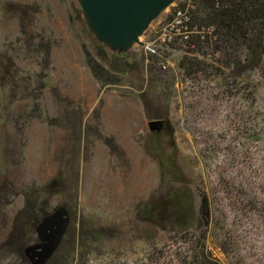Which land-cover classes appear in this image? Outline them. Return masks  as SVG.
I'll use <instances>...</instances> for the list:
<instances>
[{
  "label": "rangeland",
  "instance_id": "374dc122",
  "mask_svg": "<svg viewBox=\"0 0 264 264\" xmlns=\"http://www.w3.org/2000/svg\"><path fill=\"white\" fill-rule=\"evenodd\" d=\"M180 1L119 49L98 38L79 0H0V264H183L201 240L222 264H264L260 74L233 73L231 95L217 75H182L183 51L159 38ZM151 44L174 82L150 87ZM84 46L120 82L97 80ZM165 116L173 141L148 128ZM174 190L191 202L187 232L166 207ZM26 205L19 221L30 230L62 209L46 258H23L9 239Z\"/></svg>",
  "mask_w": 264,
  "mask_h": 264
},
{
  "label": "trees",
  "instance_id": "16d2710c",
  "mask_svg": "<svg viewBox=\"0 0 264 264\" xmlns=\"http://www.w3.org/2000/svg\"><path fill=\"white\" fill-rule=\"evenodd\" d=\"M177 9L182 10L189 17V20H183L181 25L182 30L189 32L188 38L180 45H172V48L183 51L177 63L182 75L191 77H196L198 74L217 75L224 82L227 93L231 95L235 83L232 79L233 73L238 71L239 74H243L254 69L260 74L264 88V0H181L178 5L172 7L173 13L171 12L167 17L168 20ZM84 52L86 64L97 80L104 84L120 82V77L114 76L85 46ZM158 54L149 56L150 87H154L157 82L162 83V79L174 82V76L162 69L165 53L162 52L161 56ZM225 70L231 74L226 73ZM164 120L161 131L173 141V131L169 127V120L167 117ZM166 199V204L168 203L166 207L173 212L174 216L171 222L177 229L187 232L192 223V216L188 213L187 206H191V202L187 204L189 198L186 193L183 190H174ZM147 204L144 209L151 210L157 206L155 201L154 204L153 201L150 205ZM65 209L68 210V208ZM26 211L27 205L15 215L14 226L9 234V239L16 241L23 258L27 253V247L45 242L44 233L39 234L37 231L39 225L34 226V230H30L26 226V218L19 221L21 219L19 215H25ZM198 212L200 217L205 219L206 225L209 213L204 196ZM50 228L53 230L55 227L53 225ZM195 230L204 232L205 228L198 227ZM30 231L36 234L35 241L25 247ZM24 234L27 236L24 237ZM191 250L190 254L181 260L183 264H222L206 248L204 240L192 246Z\"/></svg>",
  "mask_w": 264,
  "mask_h": 264
},
{
  "label": "water",
  "instance_id": "95a60500",
  "mask_svg": "<svg viewBox=\"0 0 264 264\" xmlns=\"http://www.w3.org/2000/svg\"><path fill=\"white\" fill-rule=\"evenodd\" d=\"M79 1L89 26L98 38L122 49L130 42H138V36L146 29L151 20L174 0ZM164 121V118L150 119L147 122L148 128L152 131H160L164 125ZM61 211L62 209H58L52 215L45 217L39 224L37 228L39 234L46 228H50L48 224L50 222H52L55 228L53 230L50 229L51 232L48 233L44 231L45 237L43 238L45 242L27 247V253L32 252L31 258L32 256L42 257L45 254L46 258L55 250L56 242L62 236L65 224V222H60L58 218V214ZM56 217L58 218L57 221H52ZM58 228L60 229L58 230ZM56 231H58V236L54 238Z\"/></svg>",
  "mask_w": 264,
  "mask_h": 264
},
{
  "label": "built area",
  "instance_id": "2783aa9c",
  "mask_svg": "<svg viewBox=\"0 0 264 264\" xmlns=\"http://www.w3.org/2000/svg\"><path fill=\"white\" fill-rule=\"evenodd\" d=\"M183 20H189V17L182 10L177 9L170 20L166 18L165 21L162 22V34L159 37L161 39V44H165L167 47L172 48L173 44L180 45L188 38L189 32L181 29ZM183 27L185 28V26ZM147 48L150 52H158V49L154 48L153 45L151 47L147 46Z\"/></svg>",
  "mask_w": 264,
  "mask_h": 264
}]
</instances>
